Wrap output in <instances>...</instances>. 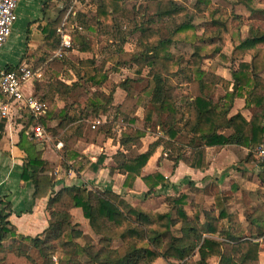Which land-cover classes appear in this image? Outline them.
Instances as JSON below:
<instances>
[{"label":"trees","instance_id":"16d2710c","mask_svg":"<svg viewBox=\"0 0 264 264\" xmlns=\"http://www.w3.org/2000/svg\"><path fill=\"white\" fill-rule=\"evenodd\" d=\"M62 1L68 8L74 0ZM147 1L144 13L137 9L139 0H97L95 11L78 14L85 32L75 31L72 40L80 51L96 54L95 33L108 34L112 41L118 39V48L111 50L101 63L95 57L78 60V65L74 62L78 81L71 86L61 81L56 84L57 91L73 101L66 102L63 108L49 104L44 115L30 116L20 131V143L24 138L35 140L33 128L41 125L46 133H52L55 145L59 139L63 140V166L71 167L69 161H72L75 171L80 173L89 161L74 149V144L83 137L84 121L95 120L101 113L114 109L116 118L133 124V114L146 100L145 124L159 126L168 139L159 137L145 152H119L116 169L126 175L125 188H133L141 177L148 188L147 195H151L168 183L160 171L142 175L159 145L173 151L175 165L182 160L203 168L207 147H245L249 149L248 161L264 142V78L260 76L264 71V21L249 23L240 15L213 7L212 0H195L194 6L205 18L203 31L199 33L188 9L179 0ZM238 1L252 12L258 11L261 1L264 3V0ZM181 18L183 21L177 22ZM243 21L249 26L244 39L240 30ZM52 30L49 46L57 49L59 37L55 35V24ZM133 37L140 49L125 52L122 46ZM228 39L233 44L230 57L222 53V45ZM178 44L188 45L191 51L186 55L175 54L173 48ZM246 54H250V61L244 60ZM217 56L226 62L238 61L231 70L232 81L203 68L206 59ZM106 62L111 63L110 69L114 71H119L118 67L135 68L134 77L119 83L127 93L120 105H113L114 90L90 92V87H102L108 81ZM12 69V66L7 68ZM218 86L224 88L225 94L215 100ZM83 96L85 107L80 105ZM237 98H243L246 107L252 109L249 119L241 112L231 115ZM55 120L59 121L58 125L49 127L48 123ZM74 123V133L61 137L62 130ZM108 130L103 125L96 131L109 133ZM145 134V128L125 131L120 144L128 149L132 145L140 148ZM30 145L22 177L33 181L34 199L49 196L48 227L35 237L17 233L8 219L11 203L0 196V264H55V255L59 264H153L160 257L176 259L178 264H258L259 252L264 249V212L248 215L247 233L239 216L227 210L226 202L232 198L226 197L224 202L221 193L215 194L214 208L210 210L193 207L189 193L181 192L175 198H167L168 211L159 212L141 205L132 206L111 189L70 185L56 192L49 163L41 158L35 142ZM187 148L189 154L185 153ZM104 159L99 156L91 168L97 170ZM258 176L264 184V170ZM189 204L193 207L191 215L185 208ZM73 207L82 209L90 228L99 237L97 243L77 242L83 232L80 224L73 221L70 212ZM167 234H170L169 242ZM259 238L262 241L256 242ZM115 241L120 242L116 247ZM29 245L39 252L41 260L31 254ZM195 255L197 259L193 261Z\"/></svg>","mask_w":264,"mask_h":264},{"label":"crops","instance_id":"0c3cea01","mask_svg":"<svg viewBox=\"0 0 264 264\" xmlns=\"http://www.w3.org/2000/svg\"><path fill=\"white\" fill-rule=\"evenodd\" d=\"M78 1L81 0H74L72 5L66 8L62 0H20L17 8V22L15 23L13 32L9 37L8 41L6 42L0 55V72L3 70H7V68L10 66L14 67V69H17L22 66H30L33 68L34 71H37L42 74L40 78H37L32 82H27L24 85V92L27 95H37L36 97H38L42 101H44L42 98H45L46 101L44 102L46 103L47 108L49 104L52 106L55 105L58 108H63L66 102L70 103L73 101V99L69 96H65L59 93L56 89V84L58 81H61L62 83L71 86L78 81L76 75L77 67H75L74 62L76 63L78 60H86L89 58H93L94 56H96L97 58L102 54V52L98 48V44L96 45V54H94L92 52L80 51L74 42L73 48H70L63 52L60 51L62 35L58 32V29L62 27L72 40V34L75 31L82 33L85 32L83 24L80 23L77 18L78 14L95 11L97 8V0H94V2L87 7L81 6L80 8H77ZM257 10L259 11V9ZM261 20L264 21V18ZM53 24H55L56 26L55 35L59 37V46L57 49H51V47L49 46V38L52 37L51 33L54 32L52 30ZM52 34L54 35V33ZM98 35L99 39L103 35L111 39L109 35L105 33H99ZM241 37L243 39L246 38L242 36V32ZM228 42H230L232 49L230 54L225 55L227 57H230L233 51V44L230 39ZM128 43L129 42L126 41L122 47L125 52L130 53V50L125 48V45ZM135 45L136 51H138L140 47L137 41ZM60 52L61 54H59ZM208 60L213 59H206L204 61V69L210 72H214L217 76H221L226 80L232 81L231 70L237 67L238 61L234 63L227 61V63H231L228 73L226 70H223V72H220L218 70L216 72V70L211 69V66L206 67L205 62ZM244 60L250 61V54H246ZM107 64L109 65V63ZM110 67L111 66H109V68L107 67V69H109L110 71L113 70L110 69ZM129 69H133L135 71V68ZM108 74L109 79L106 84H104L102 87H90V92L92 93L95 89H98L99 91H104L106 93L110 90H114L113 105H120L125 101L127 93L123 88L119 86L120 82L117 83L115 87L109 89L108 82L110 80V73ZM260 76L264 78V71L260 73ZM118 88H121V90L125 92V97L122 96L120 100H116V97L119 93V91H116ZM216 93L218 94L216 95ZM216 93L214 97L215 100H217L219 96L224 95L225 90L222 86H218ZM145 103L146 100L140 107L137 108V110L133 114L134 123L129 124L125 122L126 124L134 126L136 122H139L141 120L145 124ZM4 105L8 106V112L6 114H3L2 112V107ZM80 105L82 107H85L86 97L83 96L80 98ZM138 109H143V115L137 112ZM238 112H241L248 119L251 117L252 109L246 107L245 100L243 98L235 99L233 108L231 110V115L236 114ZM115 113V110L112 109L106 114L101 113L100 117L95 120H92L90 118L84 121L86 122L85 132L83 134V137L78 139L74 144V149L82 155V158L86 159V161L89 162L80 171V173H78L72 166V161H69L71 167L65 168L63 166V147L60 149L56 147L57 144L55 145L52 140V133H47L50 138L39 139L33 135L35 140L31 141V139L24 138L22 143H20V131L24 128L26 124H28L30 116H34L35 118H38V116H35L30 111V109L23 106L21 107L19 104L14 103L0 92V196L4 197L7 201L11 203V209L9 212L10 214L8 219L15 226L17 233L30 237H35L37 235L42 234L44 230L48 227V220L50 216V211L47 208L49 196H42L40 198L34 199L33 181L25 180L22 177L23 168L28 161L27 151L28 149H31L30 142L36 143V149L40 153L41 158L49 163V173L52 178V181L54 182L53 189L56 192L64 186H84L89 183L91 184V186L87 185L86 187H88L89 189H93L91 188L92 185L98 184L103 186L104 189L101 187L97 190L111 189L115 193L121 195L125 202L132 206L141 205L145 207H150L152 209H155L156 211H161L159 207L160 205L152 206L151 197H158L160 193L158 192V190L161 191L162 188L159 187L156 194L147 195L148 188L141 179V177H138L136 179L133 188H125L124 181L126 175L116 169L119 160L117 158V154L119 152L128 154L130 150H136L139 153L145 152L148 150L150 144L155 142L159 137H162L164 139L168 138L164 134V132L160 130L159 126H151V128L157 129V133L153 136L152 133L146 132L145 136L141 139L142 145L140 148H137L135 145H132L130 149L121 146L120 138L122 134L117 135L116 132L107 134L105 133V131H96L100 126H106L107 124L115 125L117 123L123 122V120L115 117ZM97 120H99L100 123L95 128H92L95 121ZM89 121L92 122L91 125L88 124ZM58 123V120L51 121L48 123V126L55 127L56 125H58ZM36 126H34V128ZM75 128L76 123L65 127L62 130L60 136L63 138L71 136L74 133ZM112 129L114 131L115 128L112 126ZM125 131L130 132L127 130ZM103 135L105 142L104 140L102 141L100 138ZM155 136L157 137V139L155 138ZM146 138L153 139L147 146L145 145ZM58 142H63V140L59 139ZM189 152L190 149L187 148L185 150V153L189 154ZM248 153L249 149L236 145H226L223 147H207L205 152V167L195 168L182 160H180L175 165L173 151L171 149H164L163 145H159L155 149L154 154L151 156L146 166L144 167L142 175H148L156 171H160L168 181L167 185L163 189H175L176 186L182 185L185 189L190 186L196 191L199 190V188H205L207 186H210L212 183L217 182V184H220L221 182H223L225 176L224 171L228 169V165L231 164V166L234 165V167L236 168L245 167L244 169L246 170H235V172H232V190L237 191L241 189V186H239L240 184L235 179L236 177H239L242 180H246V183L248 185H250L251 182L252 184H255L260 188L264 189V184L258 176V174L264 170V164H262L264 163V161L261 160L255 164H253L251 159L247 161ZM237 154L241 156L243 155V157H240L239 160H237ZM101 155L105 157L102 165L99 166L97 170L92 169L91 163H96L97 159ZM160 155L164 157L163 162L160 158ZM256 157L258 158L257 154ZM237 161H239L240 163H237ZM232 168L233 167H231V170ZM222 184H224V182L221 183L219 186H222ZM246 187V189H250V192L252 189H255L251 185L250 187ZM136 189H139V191L141 192L135 195L137 197L133 196V192ZM184 191L187 192V190ZM187 193H189L191 197L189 201L194 202L193 207L194 205H198L200 210H210L214 208L213 206L215 203V195L213 203L209 207H204L195 201V197L193 196L192 192ZM216 193H221L223 195V193L225 192L224 189L221 188ZM226 197L232 198V196ZM226 197L223 198L224 202ZM167 198L169 197H164L162 200V202H165L167 206L164 212L169 210ZM232 201L233 198L226 202V207L229 213H234L230 212L228 208V205H230ZM193 207L190 204L185 206L188 214H192ZM257 211L264 212V209L258 207L252 212H249L246 217L248 218V215L254 214ZM70 212L73 215V221L75 223L80 224L81 230L83 232V237L79 238L77 242L80 244H85L86 242H89L83 241V238L87 235H90L94 240H96L93 243H97L99 237L95 235V233L90 228L89 222L84 217L82 209L73 207ZM235 214L239 216L238 213ZM247 218L246 220H248ZM239 219L246 228L247 233H249L250 221L248 220L249 225L247 227L246 224L240 218V216ZM255 241L261 242L262 238H259ZM115 242L114 243L116 244V246H118L120 243L119 241ZM7 243H9V241H7ZM28 248L30 249L32 248V246L29 245ZM196 257L197 255H195L194 258ZM37 259L41 260V256ZM164 260H167L169 264H178L179 262L178 260L173 258ZM53 261L55 262V264H59L56 255L53 257ZM216 263L217 262H215V264ZM258 264H264V249L260 250L259 252Z\"/></svg>","mask_w":264,"mask_h":264},{"label":"rangeland","instance_id":"374dc122","mask_svg":"<svg viewBox=\"0 0 264 264\" xmlns=\"http://www.w3.org/2000/svg\"><path fill=\"white\" fill-rule=\"evenodd\" d=\"M140 2L137 4V9H140L141 13H144L148 1L147 0H139ZM94 2V0H81L77 2V8H80L81 6H89L90 4H92ZM179 2L181 4H183L189 11V15L192 16L193 18V22L195 24H197L198 26V32L202 33L203 29L202 26L205 22V18L202 17L201 15H203V13H200L197 11L196 7L194 6L195 0H179ZM212 6L213 7H217V8H221L223 9L225 12L227 13H233V14H237L243 17V19L249 23L258 21V22H263L261 19L264 18V3L263 1H261V3H259V11H255L252 12L249 8H247L242 2H239L238 0H212ZM140 14L138 15V18H140ZM249 19V20H248ZM183 21V19H178L177 22H181ZM169 26L173 27V25L168 24ZM248 24H245V22L243 21L240 30L242 32V36L246 37L248 34ZM93 36L95 37L97 44H98V48L99 50L102 52V54L96 58L95 60L97 61V63H101L102 61H104L105 57H107L111 50L112 51H116V48H118V43L120 42L118 39L117 41L112 39H109L107 36L103 35L101 36V38L99 39V35L97 33L93 34ZM127 41L129 42L128 44L125 45L126 49L130 50V53H133L136 51V41H135V37L133 38H129L127 39ZM228 40H226V42L222 45V53L223 54H230L231 52V44L230 42H228ZM115 42V43H112ZM221 46V45H220ZM133 50V51H132ZM135 50V51H134ZM191 51V48L188 45H184V44H178L176 47L173 48V52L177 55H186L187 53H189ZM108 62L104 63V67L105 68H109V66H111V63L109 62V65L107 64ZM206 67H210L211 69L216 70V72L219 70L220 72H223V70H226L229 73V68L231 63H227L225 61H222L218 56L214 57L213 60H208L205 62ZM115 68V67H114ZM120 70L119 72H115L114 70H109L108 73H110V80L108 82V88L111 89L113 87H115V85L119 82L124 81L127 77H134L135 73L133 69H129L127 67H118ZM144 74H146V71H144ZM211 75H209V79H210ZM142 84H140L141 86ZM139 86V87H140ZM116 91H119L118 96L116 97V100H120V98L125 97V92L123 90H121V88H118ZM218 93H216L217 95ZM120 96V97H119ZM131 103V102H130ZM128 102V104H130ZM141 115H143V109H138V111ZM91 121L88 122L89 125H91ZM107 124L106 126L109 127V133H115L117 135L119 134H123L125 132V130L127 131H133L135 128H145L146 132L152 133L153 136L154 134L157 133V129L151 128V124H144V122L141 120L139 122H136L134 124V126L128 125L126 124L124 121L117 123L115 125H110ZM112 126L115 128L114 131L112 129ZM139 126V127H137ZM122 132V133H121ZM101 140L105 142L104 139V135L102 137H100ZM155 138L157 139V137L155 136ZM153 139L152 138H146L145 140V145L147 146ZM101 143V142H100ZM161 154V153H160ZM161 156V155H160ZM240 157H243V155H239L237 154V160H239ZM162 162L164 160V157L161 156L160 157ZM159 158V159H160ZM251 161L253 162V164L261 161L260 159H258L256 157V154H254L253 158L251 159ZM239 161H237L238 163ZM245 162V161H244ZM240 163V162H239ZM229 168L226 169L224 171V184H222V186H219L220 184L217 182L216 183H212L210 186H207L205 188H199V190H194V188L192 187H187L186 189L180 185V186H176V188H169V189H163L160 191L158 190L159 196L158 197H151V204L152 206L154 205H160V210L159 212H164V210H166V204L165 202H162L164 197H176L178 196V194L182 191V192H186L184 190H187V192H192L193 196L195 197V201L197 203H199L201 206L204 207H209L212 203H213V199H214V195L216 192H218L221 188L224 189L223 196H232L233 201L230 205H228L229 211L230 212H234V213H238L240 218L242 219V221L246 224V226L248 227L249 225V221L246 220V216L249 212H252L253 210H255L256 208L260 207L262 209H264V189L260 188L259 186L252 184L250 182V185L253 186L251 192L249 191L250 189H246V186H249L246 182V180H242L241 178H235L237 180V182L240 184L239 186H241L240 190L234 191L231 189V184H232V178L231 176L233 175L232 172L235 170H243L246 171L244 168L245 167H234L230 165H228ZM231 167L232 170H231ZM256 180V178H255ZM91 184H86L84 186H87ZM103 188V186L101 185H92L91 188L93 189H99V188ZM249 192V193H248ZM134 195H137L139 193H141L139 191V189L134 190ZM132 196V195H131ZM132 196V197H133ZM137 197V196H135ZM136 201V200H133ZM135 203V202H134ZM81 227V226H80ZM95 238V237H94ZM83 241H89V242H94L96 240H94L90 235H87L86 237L83 238ZM170 240V234L166 235V241L169 242ZM116 243V242H115ZM113 244V246H116V244ZM30 252L33 256H35L36 258H40L38 251H36L33 248H30ZM194 258V257H193ZM192 260H196V258H194ZM153 264H169V262L167 260H164L163 258H159L155 263Z\"/></svg>","mask_w":264,"mask_h":264},{"label":"built area","instance_id":"2783aa9c","mask_svg":"<svg viewBox=\"0 0 264 264\" xmlns=\"http://www.w3.org/2000/svg\"><path fill=\"white\" fill-rule=\"evenodd\" d=\"M19 1L20 0H0V55L17 22ZM58 32L62 35L60 51L63 52L73 48V41L64 29L60 27ZM59 54H61V52ZM41 75V73L34 71L30 66H22L14 70H3L0 72V92L21 107L23 106L30 109L35 116H42L47 109L46 103L35 95H27L24 92V85L27 82H32L40 78ZM2 112L3 114L8 112L7 105L2 107ZM99 123V120L95 121L92 128H95ZM33 133L34 136L39 139L50 138L40 125L33 129ZM56 147L59 149L62 148L63 142H58ZM256 154L260 160L264 161V142L257 147Z\"/></svg>","mask_w":264,"mask_h":264}]
</instances>
